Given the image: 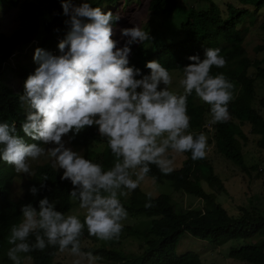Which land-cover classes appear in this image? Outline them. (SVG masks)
<instances>
[{"label": "clouds", "instance_id": "9594fccd", "mask_svg": "<svg viewBox=\"0 0 264 264\" xmlns=\"http://www.w3.org/2000/svg\"><path fill=\"white\" fill-rule=\"evenodd\" d=\"M61 7L68 17V31L57 45L59 54L40 47L34 50L37 67L26 77L19 96L27 106L21 130L38 142L25 143L14 123H0V160L17 173L34 175L29 160L47 156L54 169L62 170L61 181L72 185L69 197L84 210L83 221L57 210L55 201L47 197L36 207L23 205L22 219L8 237L7 257L12 264H23L22 254L47 247L77 257L74 264L82 260L95 264L100 257L81 248L85 228L98 240L118 239L128 217L120 197L136 190L152 165L169 175L175 170L172 154L190 152L193 161L205 158L207 136L188 131V97L194 93L210 106L211 124L230 119L228 105L234 99V84L223 73L211 74L213 66H226L220 49L206 48L203 59L188 57L191 63L182 68L178 82L183 91L177 94L169 90L172 74L158 61L146 62L147 74L129 66L131 45L149 40L147 31L137 25L121 29L127 39L118 47L112 36L119 15L92 7L87 0L79 5L61 0ZM93 126L114 157L108 170L66 146L65 136L70 142ZM29 191L35 195L38 189L33 186ZM148 197L146 208L153 206L151 194Z\"/></svg>", "mask_w": 264, "mask_h": 264}, {"label": "trees", "instance_id": "16d2710c", "mask_svg": "<svg viewBox=\"0 0 264 264\" xmlns=\"http://www.w3.org/2000/svg\"><path fill=\"white\" fill-rule=\"evenodd\" d=\"M0 1L9 6H17L20 3V0ZM206 1L209 2L207 8L200 10L191 8L186 20L181 23L180 28L185 40L181 44L157 45L150 57L168 70L182 71L184 66L191 63L188 60L189 56L198 55L203 59L206 48L220 49V55L227 62L226 66L223 68L213 66L211 74L223 73L230 82L239 85L240 92L228 105L230 119L224 123L213 124V139L216 150L221 155L231 160L242 171L249 172L242 151L243 144L248 139L242 126L249 125V133L258 137L257 144L264 149V96L258 99L256 107L253 104L255 80L264 79V66L260 65V61L253 62L243 55L245 50L242 46L243 37L239 26L245 19L243 16L246 15V11L238 10L228 4L227 12H224L212 0ZM87 2L92 7L100 5L99 2L91 0ZM21 4L30 19L33 16L41 18L39 47L46 51L51 50L54 55H58L57 45L68 31L65 23L68 17L63 15L61 0H44L43 7L35 6L32 0H21ZM263 5L264 0L256 3L257 8ZM148 8L153 13L172 14L179 9L183 11L176 0H149ZM116 22H113V26ZM27 31L28 27L23 26L16 28L8 35L0 33V67L2 63L8 61L21 40L25 38ZM145 55L144 43L132 44L128 57L129 66H135ZM250 67L255 68L254 75L248 74ZM17 69L22 81L21 93L14 91L0 79V123H14L16 134L20 136L23 133L21 125L26 119V114L19 96L23 94L26 77L33 73L35 68L18 65ZM140 70L142 73L149 71L148 69ZM187 114L190 117L188 131L194 134L201 133L210 109L198 103L194 93L188 97ZM93 142L106 143V139L99 136L95 126L86 128L70 141L73 147L84 149V158L100 164L104 170L110 169L111 162L108 154L89 151L88 147ZM183 154L185 159L181 167L171 174L164 175L155 165H152L148 177L157 182L169 181L173 189L201 199L203 202L201 209L189 208L178 212L166 195L151 196L153 206L146 208L145 204L149 197L138 188L132 192L130 203L124 205L121 202L128 211L147 217V237L149 239L139 257V264H204L195 252L176 254L175 248L184 230L215 246L227 240L242 239L245 244L238 248H231L230 256L246 264H264V214L241 207L237 216L230 215L217 200L216 193L212 191H225V186L214 173L212 165L206 158L193 161L190 152ZM33 173L34 175L28 182V190L35 186L38 189L35 196L47 197L50 202L55 201L57 210L67 212L71 207L69 190L72 185L67 180L61 181L62 170L54 169L51 163H41L36 166ZM45 174L48 177L46 181L42 180ZM13 175V168L3 164L0 160V245L3 235L21 221V207L29 203L34 207L37 206V202L29 195L18 200L9 199L8 194ZM202 181L206 182L210 190H206L201 185ZM42 183L45 187L40 186ZM262 187L264 190V179ZM122 232L127 235L138 234L137 227L133 225L124 226ZM85 235L87 234H83ZM29 242L34 243V236L29 237ZM57 251L58 248L47 247L43 251L34 250L22 256L28 255L33 264H49ZM82 251H90L93 255L111 264L113 262L122 264L132 259L130 252L115 247L84 248Z\"/></svg>", "mask_w": 264, "mask_h": 264}, {"label": "rangeland", "instance_id": "374dc122", "mask_svg": "<svg viewBox=\"0 0 264 264\" xmlns=\"http://www.w3.org/2000/svg\"><path fill=\"white\" fill-rule=\"evenodd\" d=\"M90 1V0H87ZM99 2V7L102 11H111L119 15L120 19L113 26L112 39L116 40L117 46L123 45L127 39L121 36L120 30L123 28H130L134 25L141 27L147 31L150 39L144 42H137L134 45L144 43L145 56L142 57L135 65L139 69H147L145 64L147 61L153 60L150 55L154 52L157 45L168 44H181L185 40V36L181 31L180 25L187 18L191 8L200 10L205 9L209 5L206 0H176L180 7L175 13L167 14L163 12L153 13L148 8L149 0H114L107 2L106 0H91ZM224 12H227V5L230 4L233 8L238 10H245L243 21L239 29L241 31L243 41L242 46L245 50L244 56L248 57L251 61H260V65L264 66V5L257 8L256 3L259 0H212ZM33 4L38 7H43L44 0H32ZM82 0H71V3L79 5ZM64 15V14H63ZM65 16V15H64ZM67 17V16H65ZM41 18L33 16L31 19L29 15L25 14L22 7L21 0L17 6H9L0 1V33L11 34L18 27L27 26L28 31L26 36L14 52L10 55L7 62L2 63L0 67V79L9 85L14 91L19 92L22 86L21 77L18 72V65H24L28 68H36L37 64L33 60L34 50L39 47V36L41 34ZM53 54V51L47 50ZM173 76V82L169 86V90L174 93H182L179 87V79L182 78V71L169 70ZM255 68L250 67L248 74L254 75ZM148 73V72H147ZM144 73V74H147ZM139 78V77H137ZM234 84V97L240 92L239 85ZM255 99L254 106L257 105L259 98L264 96V79L257 78L255 80ZM197 102L210 109V106L203 103L197 98ZM256 107V106H255ZM25 114L27 113V106L23 105ZM211 115L208 114L205 120V126L202 132L207 136V149L206 160L212 165L214 173L222 180L225 186L224 192H216L217 200L227 210L230 215L237 216L241 207L253 209L256 212L264 214V190L262 187V180L264 179V149L260 148L257 144L256 135L249 133V125L242 126L243 131L247 136V142L243 144L242 151L246 165L249 167V172L242 171L231 160L226 159L221 155L215 147L213 139V124L210 123ZM208 123L211 127L208 128ZM25 143H37L24 133L20 136ZM66 146L70 147L73 151L78 152L83 156V148L73 147L69 141L68 136L64 137ZM50 147V145L45 146ZM92 153H106L109 156L111 167L113 166L114 157L111 155L107 144L104 142H93L89 147ZM174 159V169L181 167L185 156L184 154H172ZM41 163H51L47 156H42L39 159L32 161L29 164L32 172L36 166ZM3 164L12 167L14 175L9 188L8 197L11 200H18L26 195L31 196L37 202L43 198L30 194L28 190V182L32 175L17 173L14 166L5 162ZM52 164V163H51ZM110 167V168H111ZM255 167H257L255 169ZM133 179L135 177L133 176ZM201 185L206 189V182L202 181ZM145 194L151 196L166 195L174 204L176 211L181 212L189 208L201 209L203 202L196 196L175 190L170 185L169 181L157 182L151 177H146L138 187ZM133 192V191H132ZM132 192L127 197H120L121 202L127 205L131 201ZM71 207L65 212V215L75 214L78 215L83 221L84 210L80 209L78 202H73L70 198ZM127 210V209H126ZM128 217L123 221L124 226H136L137 235H127L121 233L118 239L111 241L98 240L96 237L89 236L85 228L84 234L81 238V248H98L105 246L108 248L115 247L131 253L132 259L125 261L122 264H139V257L145 249L147 237V217L145 215L136 214L128 211ZM11 229V228H10ZM10 229L3 235L0 245V264H12V261L7 257V250L11 245L8 244V237ZM242 239L227 240L219 246L212 245L207 240L195 237L188 231H183L179 236L175 252L178 255H183L187 252H195L204 264H246L237 258H232L229 254L231 248H238L244 245ZM23 264H33L32 259L28 255L23 256ZM77 257L71 256L68 252H56L54 258L49 264H74ZM81 264H88L87 260H82ZM95 264H111L104 259H99ZM117 264V263H112Z\"/></svg>", "mask_w": 264, "mask_h": 264}]
</instances>
